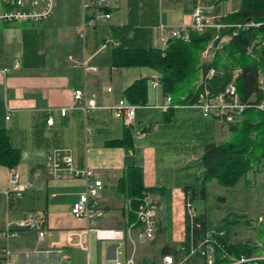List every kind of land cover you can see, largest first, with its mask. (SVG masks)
Wrapping results in <instances>:
<instances>
[{"label": "crops", "instance_id": "crops-1", "mask_svg": "<svg viewBox=\"0 0 264 264\" xmlns=\"http://www.w3.org/2000/svg\"><path fill=\"white\" fill-rule=\"evenodd\" d=\"M55 1L53 14L41 23L0 25V127L21 152L15 167L21 180L33 181L17 200L0 197V232L6 221L31 213L43 215L48 228L41 241L31 229L8 239L0 235V261L4 248L13 252V264H65L64 260L68 264H114L123 259L129 246L101 238L95 229L125 231L138 226L135 211L117 188L127 167L138 166L143 187L157 203L158 231L153 241L138 247L137 257L141 263L156 264L163 247H174L184 237L185 187L196 185L195 175L201 169L195 161L204 144L224 140L227 130L189 104L174 108L165 120L166 113L153 107L162 103L164 94L148 87L147 103L136 109L135 129H128L131 149L107 144L120 138L125 127L100 107L88 114L92 133L86 146L84 112L78 105L70 107L72 90L84 87L98 106L112 104L134 80L157 74L147 67H113L114 47L159 48V23L167 27L189 24L196 5L224 16L236 11L240 0L234 6L227 0H109L111 18L87 26L84 37L79 34L83 24L80 1ZM82 61L96 69L84 72ZM5 68L8 72L3 74ZM61 107H68L64 116L59 113ZM49 116L52 124L46 122ZM198 134H205V141H198ZM61 146L72 149L76 166L94 168L103 182L100 198L105 213L92 227L70 213L84 189L82 178L33 177V171L42 168L47 150ZM8 172L0 166V189L8 186Z\"/></svg>", "mask_w": 264, "mask_h": 264}, {"label": "built area", "instance_id": "built-area-1", "mask_svg": "<svg viewBox=\"0 0 264 264\" xmlns=\"http://www.w3.org/2000/svg\"><path fill=\"white\" fill-rule=\"evenodd\" d=\"M83 15L82 28L79 31L81 37H84V30L87 26H94L102 21L111 18L108 11L109 0H79ZM56 6L55 0H0V25H18V24H38L47 20L54 12ZM219 15L211 14L201 5H196L191 11V21L189 24H179L165 26L159 23L158 27L162 32L160 38V47H167L170 39L189 40L190 33L195 31L203 34L210 32V38L205 46L200 50L199 57L201 62H209L212 59L214 51L229 40L236 31L222 33V30L231 28L249 27L254 25L252 21L245 23H226L221 21ZM247 47V52L255 57L252 52V45ZM83 71L95 70V67L87 65L86 61L81 62ZM14 67H18L15 64ZM8 72L5 68L2 73ZM214 70L210 69L204 77H201L196 84L201 85L197 93L196 101L189 104L198 109L203 117L215 118L224 121L225 126L238 122L242 119L244 110L254 106L264 113V72L257 71V93H253L249 98L242 100L236 88L234 78L228 82L221 90L215 92L208 88L204 82L205 78H211ZM236 75V73H235ZM148 87L155 91H161V81L157 75L152 76L148 81ZM107 92H112V87L107 88ZM183 99V97H181ZM79 106L84 112V136L85 145H88V138L92 131L88 125L87 118L91 110L95 108H104L110 111L114 117L119 119L122 125L130 132L135 128L136 109L140 104L129 103L124 97L118 98L112 104L98 106L93 97L87 95L85 88H76L72 90V102L70 107ZM183 106L179 103H173L170 94H164L163 101L155 104L153 107L166 112L169 107L178 108ZM68 107H61L59 113L64 116ZM9 115L6 116V119ZM47 124H52L53 119L49 116L46 119ZM141 131L135 130L139 135ZM46 175L51 179L62 177H79L84 180V189L78 193L76 200L70 207V213L76 218H83L90 227L96 225V221L101 218L105 211L101 204L100 191L103 188V182L95 174L94 168L90 166L78 167L74 162L73 151L68 146L54 147L47 150L42 168L33 171L34 179ZM248 178L252 182L264 184V159L257 168L248 173ZM8 186L0 189V197L6 201L17 200L23 196L25 191L33 186L32 180H21L20 172L17 169H10L7 176ZM199 213L196 207L186 193L185 200V232L184 237L172 249L171 252L161 254L156 264H257L264 258V253H255L251 255L242 254L233 256L228 254L220 236L223 231L215 228H203L202 223L197 219ZM136 222L138 226L133 229L132 225L125 231L116 229H95L98 236L104 239L118 240L119 245L129 246V251L123 259H116L114 264H144L138 261V247L144 243L155 239L158 231L157 203L152 192L144 188L140 191L137 207L135 209ZM261 217L257 222L262 221ZM256 224H253L255 226ZM31 229L37 233V240H43L48 232L46 219L43 215L31 213L28 216L18 220L6 221L0 235L3 239L16 236L20 230ZM13 252L7 248L1 250L0 264H13ZM65 264H68L64 260ZM154 264V263H150Z\"/></svg>", "mask_w": 264, "mask_h": 264}, {"label": "trees", "instance_id": "trees-1", "mask_svg": "<svg viewBox=\"0 0 264 264\" xmlns=\"http://www.w3.org/2000/svg\"><path fill=\"white\" fill-rule=\"evenodd\" d=\"M226 23H255L249 27L222 30V33L232 30L236 33L232 39L216 49L209 62H201L200 50L210 38V32L199 34L190 33L189 40L170 39L166 48H124L112 49L111 65L116 68L147 67L157 72L161 81V92L170 94L173 103L192 104L196 101L201 85L196 84L210 69L214 70L211 78L204 82L209 89L218 92L233 78L242 100L249 98L257 91V71L264 72V0H240L236 11L221 17ZM256 41L252 47L255 57L247 52V47ZM236 73V75H235ZM150 78H138L123 91V97L132 104H146L148 101V81ZM259 94L256 92V96ZM183 97V99H181ZM165 120H169L173 108L169 107ZM227 136L220 142L204 144L200 158L195 161L200 172L195 175L196 185L185 187L190 200L205 198V184L215 179L225 187L234 186L240 178L250 184L248 173L257 168L264 159V113L254 106L244 110L242 119L226 127ZM107 144L121 146L125 149L133 147V140L127 128L118 139L110 140ZM21 152L12 145L5 128L0 127V166L8 169L15 168L20 163ZM117 188L130 202L135 211L144 189L142 173L138 166L127 167L124 175L119 179ZM148 189V188H147ZM257 218L226 215L223 223L214 227L206 224L205 216L201 212L197 219L203 228H215L223 231L219 237L225 251L233 256L242 254L264 253V220L257 222ZM243 222L250 228L258 229L262 243L232 240L229 225ZM253 224H256L253 226ZM258 224V228L256 227ZM173 247L165 246L161 254L171 252ZM257 264H264V258Z\"/></svg>", "mask_w": 264, "mask_h": 264}, {"label": "rangeland", "instance_id": "rangeland-1", "mask_svg": "<svg viewBox=\"0 0 264 264\" xmlns=\"http://www.w3.org/2000/svg\"><path fill=\"white\" fill-rule=\"evenodd\" d=\"M227 1L229 6H234L237 3V0ZM216 120L226 128L224 121ZM196 123L200 124V122ZM196 136H198V141L206 139L205 134ZM250 182V184H246L243 178H240L234 186L225 187L218 184L215 179L210 180L205 184V198L194 199L193 205L198 213L204 214L206 224L210 227L221 225L223 218L228 214L236 217L244 215L253 219L261 217L264 220V184ZM256 227L258 228V224ZM227 228L230 230L232 240L262 243L258 229L250 228L241 221L229 225Z\"/></svg>", "mask_w": 264, "mask_h": 264}]
</instances>
